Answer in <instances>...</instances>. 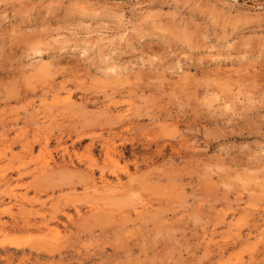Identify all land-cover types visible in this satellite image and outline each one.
Returning <instances> with one entry per match:
<instances>
[{
  "label": "rangeland",
  "instance_id": "374dc122",
  "mask_svg": "<svg viewBox=\"0 0 264 264\" xmlns=\"http://www.w3.org/2000/svg\"><path fill=\"white\" fill-rule=\"evenodd\" d=\"M0 264H264V0H0Z\"/></svg>",
  "mask_w": 264,
  "mask_h": 264
}]
</instances>
